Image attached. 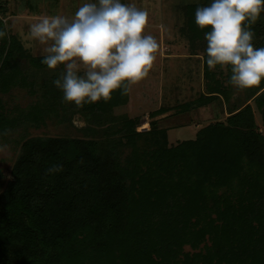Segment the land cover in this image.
<instances>
[{"label": "trees", "instance_id": "16d2710c", "mask_svg": "<svg viewBox=\"0 0 264 264\" xmlns=\"http://www.w3.org/2000/svg\"><path fill=\"white\" fill-rule=\"evenodd\" d=\"M209 2L180 6V34L192 55L202 49L205 81V92L184 110L220 98L229 101L220 80L223 69L209 70L204 33L194 22L196 7ZM3 8L0 0V13ZM263 15L250 25L256 47L264 46ZM0 30L5 31L3 22ZM22 61L36 71L47 68L41 56L23 49L16 35L0 38L2 136L20 118L41 122L48 112L57 117L55 103H65L53 84L57 77L51 76L40 85L29 112L6 117L3 96L12 88L35 93ZM263 87L245 90L244 104H230L223 121L201 127L193 138L141 151L135 144L142 135L136 131L138 119L111 114L112 107L126 102L127 93L117 90L107 102L73 105L87 122L84 130L96 133L94 137L100 130L102 137L116 132L131 143L129 167L118 172L128 178V188L119 184L113 191L100 186L106 165L93 155L94 139L21 135L4 184L0 173V264H264V140L245 104L255 98L264 128ZM52 165L58 170L48 171ZM186 244L192 249L202 244L205 250L189 254L182 250Z\"/></svg>", "mask_w": 264, "mask_h": 264}, {"label": "rangeland", "instance_id": "374dc122", "mask_svg": "<svg viewBox=\"0 0 264 264\" xmlns=\"http://www.w3.org/2000/svg\"><path fill=\"white\" fill-rule=\"evenodd\" d=\"M3 12L0 17L6 20L3 23L7 35H16L18 42L22 46L19 38L21 32H26L28 25L35 21L40 14H63L71 17L79 6L81 0H2ZM200 0H124L133 2L137 7L148 10L147 31L154 35L158 41L156 59L148 75L134 85L129 86L127 100L112 107L111 114L115 118L126 117L127 119H138L136 131L142 135L135 139L137 149L148 150L157 146L171 147L176 143L191 139L196 131L201 127L215 122L223 121L229 114L230 104L239 103L242 105L245 90L236 89L228 83L227 69L222 71L221 81L228 89V103L222 98L211 102L208 105L184 110L182 106L194 101L199 95L205 92V81L203 76V51L201 48L192 55L187 40L180 34V27L184 21V15L180 6L186 2H197ZM205 4V3H204ZM260 24H264V15ZM163 25V29L158 27ZM264 39V36L262 37ZM23 47V46H22ZM43 45L38 42L33 44L31 49H23L30 55L37 57L42 54ZM25 69L27 81H31L35 93L30 94L27 88H12L8 94L3 96V113L6 117L16 118L18 114L29 112L35 105L40 85L44 79L51 76L57 77L62 71L61 67L56 70L48 68L34 70L28 62L22 61L21 68ZM264 84L261 80L259 84L253 86L254 90ZM251 91V89H248ZM264 91V87L260 90ZM257 92L255 95H258ZM248 94V93H247ZM255 98L248 102L251 107L255 125L262 140H264V128L261 125V114L256 104ZM46 108L50 103H40ZM67 107L64 113L62 106ZM57 117L48 112L43 120L35 121L29 118L18 120V126L8 131L5 136L0 135V173L3 184L9 179L10 169L16 155L19 152L20 140L31 137H82L94 139L95 145L93 155L99 163H105L106 172L102 175L100 186L108 191L116 185H125L128 188L129 180L118 174L119 170L129 167L128 161L131 158V143L125 140L123 134L114 133L110 136H99L100 131L92 133L87 128V122L83 115L74 112V106L68 103H55ZM60 116H63L61 120ZM151 127H155L150 133ZM104 124L103 128L107 125ZM146 134V135H144ZM120 173V172H119ZM205 247L201 244L199 249H192L189 245L182 247L183 252L189 254L193 252H204Z\"/></svg>", "mask_w": 264, "mask_h": 264}, {"label": "clouds", "instance_id": "9594fccd", "mask_svg": "<svg viewBox=\"0 0 264 264\" xmlns=\"http://www.w3.org/2000/svg\"><path fill=\"white\" fill-rule=\"evenodd\" d=\"M262 13L264 0H210L194 12L206 41V65L228 68V83L239 90L264 80V46H254L250 27ZM148 17V10L133 2L81 0L71 17L40 14L19 38L25 49L43 45L41 63L50 70L62 68L53 84L65 103L80 108L107 102L117 90L124 95L148 75L158 49L156 37L146 30ZM0 22L6 24L3 17ZM5 35L0 30V38ZM57 170V165L48 169Z\"/></svg>", "mask_w": 264, "mask_h": 264}, {"label": "crops", "instance_id": "0c3cea01", "mask_svg": "<svg viewBox=\"0 0 264 264\" xmlns=\"http://www.w3.org/2000/svg\"><path fill=\"white\" fill-rule=\"evenodd\" d=\"M247 103H250V102H247Z\"/></svg>", "mask_w": 264, "mask_h": 264}]
</instances>
